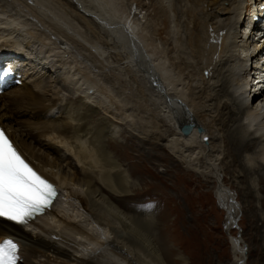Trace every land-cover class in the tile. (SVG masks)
<instances>
[{"label": "bare ground", "instance_id": "1", "mask_svg": "<svg viewBox=\"0 0 264 264\" xmlns=\"http://www.w3.org/2000/svg\"><path fill=\"white\" fill-rule=\"evenodd\" d=\"M254 5L264 0H0V52L38 50L35 65L55 75L56 97L68 91L74 98L46 99L40 71L0 94V125L61 192L60 201L25 227L0 220V240L19 243L20 264L185 263L171 262L176 250L155 234L157 217L149 208H124L138 193L116 158L115 138L124 128L161 142L164 158L172 153L194 168L202 160L210 170L217 162L226 166L229 158L232 172L249 184L258 167L264 169V94L248 101L250 85L260 88L264 81V60L254 55L261 27L245 28ZM19 26L32 28L25 34L37 45L26 42ZM54 50L71 62L49 61ZM253 69L258 81L252 85ZM178 86H186L187 95ZM162 161L180 167L178 160ZM223 190L219 195L228 200ZM223 206L232 223L233 204ZM231 244L236 264H243L240 240Z\"/></svg>", "mask_w": 264, "mask_h": 264}, {"label": "rangeland", "instance_id": "2", "mask_svg": "<svg viewBox=\"0 0 264 264\" xmlns=\"http://www.w3.org/2000/svg\"><path fill=\"white\" fill-rule=\"evenodd\" d=\"M19 27L21 29L23 28L22 26ZM28 27H24V29L21 30V33L24 34L23 37L26 36L25 33L27 31L32 30L30 26ZM38 36H40V33H38ZM25 38L28 39L29 37L26 36L24 39ZM28 40L34 44L35 41L37 42L36 39L33 41L31 39ZM28 40H26V42ZM35 45H37V43ZM34 47L36 48V46ZM12 48L20 51L27 60L24 70L27 71V77L29 78L24 79L23 82L30 81L32 76L40 71L41 74H44V76H41L44 79V93L46 99H57L59 97L61 100H74V98L67 93L68 91L61 92L58 94L59 96L56 97V87L58 86L56 84L55 75L52 72L50 73L49 70H44L46 66L42 69V67H39L40 65H35L37 61L34 62V55L30 54L31 52L27 51L29 53L28 55H31L28 56L23 48ZM44 54L45 52L43 51L42 55ZM50 55L49 61H56L58 60L57 57H60L68 63L71 62V56L61 50H54ZM54 56H57L56 59ZM32 65L38 67L35 68V66ZM76 65V68L80 67V70H83V66ZM72 66L74 68V65ZM107 73H109V71ZM50 74L52 76H49ZM95 79L98 81V85L103 84L102 81H99L98 77ZM178 87L185 93H188L186 86ZM89 93L91 92L89 91ZM128 133V131L126 133L124 128L119 130L118 136L115 138V144L119 147L117 146L115 148L112 146V143L110 144V142H108L109 146H112L116 152V158L122 169L125 170V175L128 174L127 179L131 189L135 191L134 193H138L136 196L133 195L131 197L132 200H128L124 203V208L130 209L131 211L136 208V206L144 207L146 210L149 208V214L157 217L155 221V234L160 233L159 236L176 250L174 253L176 258H172L171 262L179 257L185 261V263L182 264H236V260L239 256L238 252L235 251L231 244V238H237L244 248L245 256L243 260L244 263L243 261L242 263L263 264L264 182L262 184L258 183V178H264L263 166L258 167L256 174H251L252 176L249 178L250 181H248L249 184H243L242 179L238 178L237 174L232 172L234 167L227 164V162L229 163V158L226 159V166H222L220 162H217L215 167L210 170L209 165L211 163L207 160H202L200 163L195 161L194 164H196V168H194L192 164H190L191 162H187V159L176 158L172 153H169L168 158H164L161 153L162 151L159 150L162 144L161 142L157 143V141L155 142L153 139H142V141L136 133ZM204 138L207 139V142H205L203 146L207 147L208 137L204 136ZM257 138H259V135ZM127 141L129 144L133 142L136 147L132 144V148L128 151L124 150L123 145L125 146ZM258 143L260 142L256 140L255 146L258 145ZM51 144L56 145V143ZM56 147H58L61 152L62 147L59 148L60 145L58 146V144ZM221 149L223 150L222 147ZM256 150H258V148ZM125 153H127L131 159L128 160ZM224 154L225 152H223L222 156ZM139 155L143 157V162H141L142 165L144 164L143 166L139 165ZM162 159L169 160L168 162L171 160H178L180 167L178 169H170L168 168L171 166L169 165L170 163L165 165ZM70 162L72 163V167L77 166L72 159ZM135 162H138L139 167ZM257 162L262 163L263 161L258 159ZM232 174H235L234 177ZM253 179L254 183L252 184ZM223 189L227 191L228 200H223L219 195V191ZM247 189H250L251 197ZM230 203H232L235 208L234 215L232 216L236 220V223L233 227L228 219V213L226 215L227 210L223 206L226 204L229 205ZM249 207H252L251 212L248 211ZM176 264L181 263L176 262Z\"/></svg>", "mask_w": 264, "mask_h": 264}, {"label": "snow or ice", "instance_id": "3", "mask_svg": "<svg viewBox=\"0 0 264 264\" xmlns=\"http://www.w3.org/2000/svg\"><path fill=\"white\" fill-rule=\"evenodd\" d=\"M56 190L38 175L0 131V218L25 224L49 207ZM17 244L0 241V264H16Z\"/></svg>", "mask_w": 264, "mask_h": 264}, {"label": "water", "instance_id": "4", "mask_svg": "<svg viewBox=\"0 0 264 264\" xmlns=\"http://www.w3.org/2000/svg\"><path fill=\"white\" fill-rule=\"evenodd\" d=\"M192 124L191 125H185L181 130V132L183 133V135H188L191 131V128H192ZM198 132H202V130L200 128H198ZM244 263V261H243Z\"/></svg>", "mask_w": 264, "mask_h": 264}]
</instances>
